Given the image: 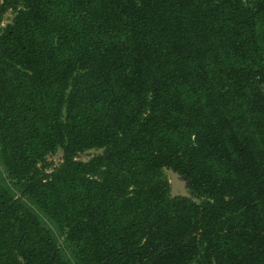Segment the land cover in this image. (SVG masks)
<instances>
[{
	"label": "trees",
	"instance_id": "obj_1",
	"mask_svg": "<svg viewBox=\"0 0 264 264\" xmlns=\"http://www.w3.org/2000/svg\"><path fill=\"white\" fill-rule=\"evenodd\" d=\"M7 12L0 264H264V0Z\"/></svg>",
	"mask_w": 264,
	"mask_h": 264
},
{
	"label": "water",
	"instance_id": "obj_2",
	"mask_svg": "<svg viewBox=\"0 0 264 264\" xmlns=\"http://www.w3.org/2000/svg\"><path fill=\"white\" fill-rule=\"evenodd\" d=\"M164 171L169 176L171 197H190L186 181L182 180L180 175L172 169L164 168Z\"/></svg>",
	"mask_w": 264,
	"mask_h": 264
},
{
	"label": "rangeland",
	"instance_id": "obj_3",
	"mask_svg": "<svg viewBox=\"0 0 264 264\" xmlns=\"http://www.w3.org/2000/svg\"><path fill=\"white\" fill-rule=\"evenodd\" d=\"M13 17V14L10 12H7L2 20V23L0 25V31L1 29L11 21ZM99 153V151L96 150H91V151H87L86 153L80 155L79 160L81 161H87L89 160L93 155ZM61 157H62V152L60 150H58L56 152V154L52 155V156H48L47 159L48 161H51L53 163L54 166H58L61 163ZM197 203H199V201H196Z\"/></svg>",
	"mask_w": 264,
	"mask_h": 264
}]
</instances>
